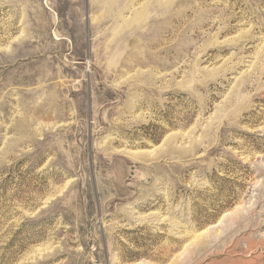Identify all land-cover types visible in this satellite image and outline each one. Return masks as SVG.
Returning a JSON list of instances; mask_svg holds the SVG:
<instances>
[{
  "label": "rangeland",
  "instance_id": "1",
  "mask_svg": "<svg viewBox=\"0 0 264 264\" xmlns=\"http://www.w3.org/2000/svg\"><path fill=\"white\" fill-rule=\"evenodd\" d=\"M0 264H264V0H0Z\"/></svg>",
  "mask_w": 264,
  "mask_h": 264
}]
</instances>
